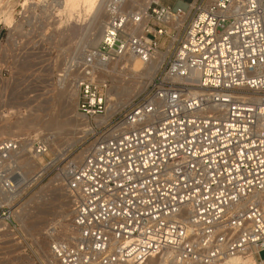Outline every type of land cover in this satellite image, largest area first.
Wrapping results in <instances>:
<instances>
[{
	"label": "built area",
	"instance_id": "2783aa9c",
	"mask_svg": "<svg viewBox=\"0 0 264 264\" xmlns=\"http://www.w3.org/2000/svg\"><path fill=\"white\" fill-rule=\"evenodd\" d=\"M108 11L104 38L76 66L77 111L93 140L60 170L71 233L50 224L40 256L11 217L24 255L31 264H222L251 253L263 264L264 0H194L187 11L152 2L143 13L109 0ZM171 43L147 89L99 121L110 91L100 68L150 62ZM54 139L35 135L29 153L46 156ZM21 147L0 139V179L16 177Z\"/></svg>",
	"mask_w": 264,
	"mask_h": 264
},
{
	"label": "rangeland",
	"instance_id": "374dc122",
	"mask_svg": "<svg viewBox=\"0 0 264 264\" xmlns=\"http://www.w3.org/2000/svg\"><path fill=\"white\" fill-rule=\"evenodd\" d=\"M127 1L128 6L137 11L136 2L144 3L148 0ZM193 1L160 0L157 2L153 0L152 2L187 11ZM22 2L23 0H12L11 12L13 22L11 24L0 22V139L22 140V146L25 145L26 150L20 149L21 152L14 158L15 161L16 158L18 160L22 152L24 153V150L29 153L28 141L35 135L52 134L55 139L49 154L35 158L38 167L27 169L22 164H14L18 167L14 168L13 174H16L15 176L18 175V179L20 178V180L17 177L9 178V176L0 179V203L2 206L0 214L4 213L6 215H1L0 218L9 220L12 217L28 243L34 247V250L40 256H44L47 253V240L45 236L39 233L38 229L30 230L27 222L26 225H23L24 221L16 219L13 212L17 206L23 205L43 187H46L48 190L46 193L49 198L48 202L54 208H51L53 212H50L45 217L43 216L41 220L47 219L48 223L53 219H62L59 215L56 216L55 212H60L59 206L62 203L67 204L69 199L64 194L65 192L54 190L55 188L53 187L64 189L65 178L62 174L63 172L60 173V170H63L66 159L69 155H71L70 158L74 156H76L75 158L79 157L93 139L88 134L82 132L84 125L81 124L83 121L76 122L73 119V123L66 128H50L48 121L53 117H59V115H62L64 118H74V109L76 110V105H78L79 96L73 101L69 100L68 92L72 90L75 82L79 81V78L82 76V73L76 66L78 61L82 63V57L89 49V47L86 48L88 45L86 43L88 42L90 23L89 20L70 19L66 21L64 15H59L54 8L44 5L45 3L33 4L29 8L24 9L21 4ZM0 9H7V7L2 3ZM161 41L164 42V39ZM165 41L167 45L169 40L165 39ZM169 46L170 44L167 48ZM106 75H103L105 77H100L101 75H99V77L108 80L110 87L115 86L112 77L108 74ZM139 77L132 76V78L123 80V83L127 82V80L130 83L132 81H138L139 83L136 84L135 87L137 89L128 100L115 107L114 111L117 109L121 110L125 105L127 106L128 102L139 93L145 91L152 81L148 76ZM72 103L73 106H69ZM24 122L28 123H25V125H28L26 128H16L18 123L24 124ZM89 124L91 125L90 121ZM77 136L83 137L76 142L74 140H76ZM11 163L13 165L15 162H10L6 168L11 167ZM39 171L42 172L41 176L27 187L19 197L10 202L11 193L6 192L8 189L5 188V181L11 182V179H13V182L14 179L21 181L23 173L25 176L31 177ZM51 190L52 192H50ZM66 208L68 207L66 206ZM64 223L68 224L69 221L65 219ZM10 229L13 231L11 226ZM4 232L0 231V257L3 256L6 259H10L14 255H20L24 264L28 263L30 259L28 260L29 257L26 258L27 256L24 255V244H22L23 248L21 246V248L16 250L17 246L14 245V240L11 241L14 237H8ZM14 233L15 237H17V232ZM261 256L264 258V251L261 253ZM153 262L155 261L148 262V264H152ZM158 262L156 261L154 264H158Z\"/></svg>",
	"mask_w": 264,
	"mask_h": 264
},
{
	"label": "bare ground",
	"instance_id": "6f19581e",
	"mask_svg": "<svg viewBox=\"0 0 264 264\" xmlns=\"http://www.w3.org/2000/svg\"><path fill=\"white\" fill-rule=\"evenodd\" d=\"M108 1L109 0H95V4H93L92 0H23V2L21 4H22L24 9H27L33 4H41V3L44 4L45 3L44 5L51 6L52 8H54L56 10V12L59 15H61V14L64 15V17H66V21L70 20V19L83 20V21L89 20V23H90L89 31L87 30L88 34H89V37L87 40L88 42L86 43L85 42L86 40L84 41L86 43V45L88 44L86 46V48L89 47V49L86 51V53H89V52L95 51L98 48L99 44L101 43L102 39L104 38V31L106 28L107 21L109 19ZM152 1L153 0H148L144 3L136 2L137 3V11L136 12L143 13L149 7V5L152 3ZM156 1L159 2L160 0H156ZM2 3H3V5H5L7 7V9H0V22H2L4 24H11L13 22L12 12H11V7L13 4L12 0H6V1L0 0V5ZM48 8H50V7H48ZM166 22L172 26L182 24V21L179 20L177 18V16H167ZM145 23H146V21L144 22V24ZM9 27H11V26L9 25ZM171 46H172V44H170V46L165 51H162V50L156 51V53L153 57V60H151L150 62H145L142 59L135 58V57H126V58H121V59H117V60H111L110 62H108L107 64L103 65L100 68V73H99V75H101L100 77H102L103 75H106V74L110 75V77H112V79L115 82V86L110 87L109 99H108V111L104 116H102L98 119L99 121H101V122L108 121V119H110V117L114 114L115 107H117L119 104L123 103L124 101L128 100V98L131 96V94H133L135 92V90L137 89V87H135V86L137 83H139L138 81H136V82L132 81L130 83L127 80V82L125 81V83H123V80L124 79L126 80L130 77L132 78V76H134V77L135 76L136 77L137 76H140V77L148 76L151 79H153L155 77V75L157 74V72L159 71L161 64H162L164 58L167 56ZM103 77H105V76H103ZM142 84H145V83H142ZM69 92H68V94H69L68 99L69 100L73 101L74 99H76L79 96L78 81L75 82L72 90ZM69 106L72 107L73 103H72V105L70 104ZM77 107H78V105H76V110L74 109V111H75L74 118H72V117L64 118L62 115H59V117L51 118L48 121V125L50 126V128H53V127L54 128L55 127L66 128L73 123L72 121L74 119V121H76V122L83 121V123L81 124V125H84V127L82 128L83 129L82 132L85 134H88L89 127H90L89 120H88V118H86L83 115L78 113ZM25 123L26 122H24V124L18 123L16 125V128L17 127H19L20 129L24 128V127L26 128V126H28V125H25ZM26 124H28V123H26ZM29 124H31V123H29ZM49 126H48V128H49ZM83 136H77L76 140H74V141L77 142ZM74 144H75V142H74ZM24 146L21 147V150L26 148ZM25 150H24V153L22 152V154L19 156L18 160L16 158L15 162L17 164H22L27 169H33L35 167H38V164H37V161H35V158L40 157V156H35L34 154L31 155L30 153L25 152ZM85 152H86V149L79 155V157L77 156V158H79V159L82 158ZM8 162H9V160H5L3 163V166L7 165ZM44 168H46V167H44ZM41 174H42V172L39 171L35 175L28 177V176H25V174L23 173V175L21 177V181H16L14 179V182H13V179H11L10 183H12L14 185V189L12 190V192L10 194V200L9 201L10 202L14 201L17 197H19V195L27 187H29L31 184H33L41 176ZM16 177L18 179V175ZM18 180H20V178ZM53 188H55L54 190H57V191L60 190L62 192H65L64 194H66V197H68V199H69L67 201V204L62 203L61 206H59V208L61 209L60 212H55L56 216L59 215L62 219H59V220L53 219L52 221H49L48 223H47V219L41 220L43 216L45 217V216L49 215L50 212H53L51 210V208L52 209L54 208V206H51L50 203L48 202L49 198L47 197V194H46L48 190L46 189V187H43L36 195H34L30 199H28L23 205L17 206L13 212V215L16 219H20V220L24 221L25 224L23 223V225H26L28 223L30 230L31 229H38L39 233H42L45 237H46L47 225L49 226L50 224L56 223V222L60 223L64 227V229L67 233H71L70 221L72 218V211H71L72 203H71L69 194L67 192V188L65 186H64V189H59L56 187H53ZM50 192H52V190ZM66 206L69 209L66 208ZM65 219L69 221L68 224L64 223ZM45 224H46V226H44ZM0 231H5L4 233L6 235H8V237L9 236L14 237V239H11V241L14 240V245L17 246L15 248L16 250L21 248L22 243H20V241L17 239V237H15V233L13 231H11L7 219L0 218ZM2 235H3V233H2ZM35 236H37V235H35ZM9 241H6V242H9ZM23 247L24 246H22V248ZM46 248H47V253L44 256H48V251H49L48 241H47ZM21 257L22 256H20V255H14L10 259H8V258L6 259L5 257L2 256V257H0V264H8V263L24 264ZM26 258H28V257H26ZM28 260H29V258H28ZM152 261H155L152 264L156 263V261H159L158 264H162V261L157 260V259H152L149 261V263H151ZM26 264H31V260H29L28 263H26ZM222 264H260V263H259V260H257L256 257L250 253L247 255L234 256V257L226 260ZM263 264H264V261H263Z\"/></svg>",
	"mask_w": 264,
	"mask_h": 264
},
{
	"label": "snow or ice",
	"instance_id": "6c2138e0",
	"mask_svg": "<svg viewBox=\"0 0 264 264\" xmlns=\"http://www.w3.org/2000/svg\"><path fill=\"white\" fill-rule=\"evenodd\" d=\"M93 4H95V0H92Z\"/></svg>",
	"mask_w": 264,
	"mask_h": 264
}]
</instances>
